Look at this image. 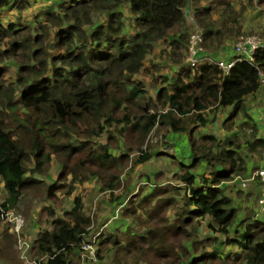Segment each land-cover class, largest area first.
Segmentation results:
<instances>
[{
  "label": "trees",
  "instance_id": "1",
  "mask_svg": "<svg viewBox=\"0 0 264 264\" xmlns=\"http://www.w3.org/2000/svg\"><path fill=\"white\" fill-rule=\"evenodd\" d=\"M193 2L195 23L186 11ZM29 6V0H0V14L15 8L20 14ZM197 26L204 31L205 52L213 57L227 36L216 26L212 9L198 6L197 0H71L27 24H5L0 15V177L6 191L0 227L3 210L17 208L24 192L40 182L29 173L45 174L54 155L61 159L62 171L59 185H49L50 195L65 187L61 182L68 171L75 176L72 184L81 181L78 170L69 166L74 154L81 156L80 168L101 178L108 175L107 187L114 193L120 183L117 165L134 149L143 151L155 129H167L168 143L188 158L179 162L177 151L178 169H172L184 184L185 207L170 219L165 216L170 200L154 201L155 195L147 193L122 216L134 219L127 224V242L115 230L104 232L98 259L108 258V264H264V220L253 216L257 209L244 206L246 202L239 194L231 195L227 185L248 171L247 153L262 158L264 139L247 120L251 139L197 136L193 128L216 122L220 109L229 110V117L241 113L250 119L246 98L264 85V38L253 59L236 56L229 72L216 61L197 68L187 63L186 70L182 59L188 58ZM160 41L183 68L173 87L157 89L154 98L138 74ZM10 65L17 69L11 82L5 78ZM73 134L84 140L74 142ZM103 138L107 142H95ZM122 146L130 153L117 155L115 150ZM152 155L144 151L132 162L145 163ZM257 181L262 185L260 177ZM172 188L181 191L178 185ZM72 191L73 186L66 194ZM255 194L259 200L260 193ZM114 200L122 204L120 196ZM248 200L255 203L251 196ZM152 201L146 215L139 212ZM56 209H46L53 229L39 232L34 259L38 264H79L80 246L93 236L88 237L93 219L80 197L62 216ZM197 218H210L208 226L217 234L196 238L187 227ZM137 224L148 228L137 233ZM13 245L8 230H0V262L14 254Z\"/></svg>",
  "mask_w": 264,
  "mask_h": 264
},
{
  "label": "rangeland",
  "instance_id": "2",
  "mask_svg": "<svg viewBox=\"0 0 264 264\" xmlns=\"http://www.w3.org/2000/svg\"><path fill=\"white\" fill-rule=\"evenodd\" d=\"M216 1V0H215ZM218 4V2L216 1ZM15 11L10 10H4L1 12V18L3 23L7 24L10 21L20 22L21 24H27L28 22L33 21L36 18V13L28 14L23 16L22 13H18L17 9H13ZM34 12V11H33ZM222 25V24H220ZM222 28L225 30L224 25H222ZM229 31V30H228ZM249 32L241 34L240 36L236 37L234 42V48L235 44L238 43L243 36H258L261 40L263 39L260 34L254 32V30ZM238 38V39H237ZM163 43V42H162ZM158 43L156 49L151 53V55L148 57L145 69L142 73L138 74V78L142 79L146 83V89L152 95L154 98L157 97L156 92L157 89L161 87L168 86L165 76L169 74V72L174 70V66L177 65V61L172 58H170V49L167 47L166 44ZM204 48V47H203ZM182 63H184V67L186 70H189L187 67L188 58L184 57L182 59ZM182 65V64H181ZM180 65V66H181ZM178 66V65H177ZM179 66V67H180ZM173 68V69H172ZM6 80H9L10 82L17 77V69L15 66L10 65L8 72H6ZM171 86V85H170ZM229 110L226 111V115L223 120H220L218 123L211 124L208 127L200 126V127H193L196 129L195 133L197 136H199L202 133H212L216 134L219 137L224 138L226 135H232L234 132H236L237 126H242V121L246 117L242 115L241 113L235 114L232 117H229ZM245 123V122H244ZM233 130V131H231ZM229 132V133H228ZM241 134L246 133L247 136H251L253 133L250 130V127L243 125L241 128ZM224 133L226 134L224 136ZM132 138V136H131ZM78 139V140H77ZM170 134L168 133L167 129H155L147 138L144 146H142V150L136 148L132 152L130 158H126L122 164L117 165V169L120 175V183L118 184L117 189L114 191V193L111 192V190L107 187L108 182V175L107 178H101L99 175L91 174L89 171L90 169H83L79 166V156L77 154H74L69 162V166H74L78 172L81 181H77L74 185L72 184L74 181V177L72 174L68 173V176L64 178L61 183L65 184V187L62 189H58L55 191L54 195H50L48 193L49 185L52 183H57L59 185V175L62 171V161L59 159L58 156L54 155L53 160L50 165L47 166V169L45 171V174H31V176H35L36 180L40 181L39 183L35 184L34 186H31L28 190L24 192V195L22 199L20 200V203L18 204L17 208H15L18 212H20L24 218H25V237L28 238L31 242L33 247L28 252L27 257L28 259H34V251L33 248L35 246V241L31 240L29 235L31 233V227L32 226H38L41 225L40 230L47 229L51 225V217L50 214L46 211V209L49 208H57L61 211L63 210V213L66 210H69L72 208V204L75 198L80 197L83 200L84 203V211L86 214L90 215L93 219L92 224V231L88 237H91L93 234H95L97 231L101 230L103 224L106 222H109V226L105 227L104 231H116L118 236L122 238L123 242H127V236H125V231L127 229V223L133 222V216L130 215L129 217H122L125 214H128L130 212L129 210L135 206H137L138 202L141 198H143L147 193H151L154 196V201H158L160 199L162 200H170V205L168 209L165 211L167 216L170 219H174L176 217V213L183 209L185 207V202L183 197L186 194V190H183L184 184H182L180 181L176 180L174 175L175 173L172 172V169L175 171V169H178V163L175 159V154H177L179 158V162L183 160H188V158H182L181 157V150H177L176 146L173 144H170ZM72 140L74 142L78 143L84 140V138L78 137L73 134ZM103 141L107 142V138L103 139H96V141ZM77 143V144H78ZM186 144V142H184ZM203 143V142H202ZM117 155L124 152V153H130L127 149V147L122 146L121 148H118L115 150ZM144 151H149L152 153V158L149 159L145 163L141 164H133L132 159L136 158L138 155H140ZM189 154V151L186 152V156ZM185 155V154H184ZM81 158V156H80ZM183 159V160H182ZM257 159V157L255 158ZM252 161V156L247 158V162ZM30 168L34 167L33 161L29 163ZM255 167V165H253ZM256 169V168H255ZM254 169V170H255ZM257 171V170H256ZM179 172H181L179 170ZM78 174V173H77ZM47 175V177L43 180V178ZM247 176L246 173L241 175L240 177ZM239 176H235L232 181L228 182L227 185H229L230 194L234 197L238 194L240 195L241 200H243L244 206L252 208L253 204L248 203L250 202L249 196L252 197V199L255 198V209L258 210V200L255 193L259 192L257 186L260 184H251L248 189H243L240 187L239 181L236 179ZM42 179V181H41ZM178 185L181 188V191L174 190L172 186ZM73 186L74 191H72V194L67 195V191L69 187ZM154 186L155 190H154ZM262 187V186H260ZM0 200L2 198V191H0ZM114 194V195H112ZM120 196L122 198V204L118 201L114 200V197ZM248 200V201H247ZM46 201V202H45ZM154 202L152 201L151 204L147 205L146 208L139 209V212L143 214V212H149L151 210V206H153ZM47 205V207H46ZM45 206V207H44ZM44 207V208H43ZM253 207V208H254ZM56 209V210H57ZM99 210L103 211L102 215H99ZM255 211V210H254ZM164 212V213H165ZM57 213V212H56ZM93 214V215H92ZM143 214V215H146ZM246 214L245 211L242 212V216ZM164 215V214H163ZM255 216V213L253 214ZM98 217V218H97ZM210 218L206 219H195L194 224L187 227V229L192 232L196 238L198 239H204L209 235H216L212 229L209 228ZM46 223V225H45ZM157 226V221L153 222V227ZM2 229L1 231H4L5 229L8 230V232L13 236V251L14 254L0 262V264H25V261H23L21 258V250H19V247L17 245L16 236L11 232L9 225L4 222L1 225ZM99 228V229H98ZM147 226L141 227L139 224H137L133 230L137 233H144L147 230ZM198 228V229H197ZM42 229V230H43ZM98 229V230H97ZM96 230V231H95ZM101 230V231H103ZM29 233V235H28ZM98 248V247H97ZM213 247H207L209 251L212 250ZM230 249L231 252H235L236 250L232 248V246L228 247L226 246V250ZM228 249V250H229ZM81 255V251L79 250V256ZM137 260V258H136ZM109 259H103L99 260L98 262L94 264H108ZM76 263L81 264L82 262L76 259ZM154 264H160L158 262H154ZM220 264V263H218Z\"/></svg>",
  "mask_w": 264,
  "mask_h": 264
},
{
  "label": "crops",
  "instance_id": "3",
  "mask_svg": "<svg viewBox=\"0 0 264 264\" xmlns=\"http://www.w3.org/2000/svg\"><path fill=\"white\" fill-rule=\"evenodd\" d=\"M70 1L71 0H29L30 6L28 9H26L23 12L22 15L25 16V15L33 14V13L43 14L44 12L48 10L57 9L60 6L67 5ZM216 1L218 2V4L216 3ZM216 1L215 0H197V5L212 9L213 19L216 22V26L218 27L219 30H222V32H224L225 35L227 36L226 41L223 43L220 49H218V52L213 56V58L218 61L230 62L233 59H235V57L237 56L235 48H234V42H235L236 37L240 36L241 34L249 32L248 30L250 31L254 30V32L260 34V36L264 38V0H216ZM195 7L196 5H194V2H193V4L189 5L186 8V11H191L192 9L194 10ZM10 11H15V10L10 9ZM125 12L128 18L132 17V14L129 11V8H125ZM220 24L224 25L225 30L222 28V25ZM130 32L134 33L135 31L131 29ZM159 43H162V41H160ZM173 68L174 70L169 72V74L166 75L169 77L168 81L165 80L166 81L165 83H167L168 86L171 85V87H173V85L175 84V79L178 76V74L181 73L180 70H182L183 67H179V65L178 66L176 65ZM246 103L248 105V115L250 117V119L247 118L246 120L249 121L251 124H253V127H255L254 129H256V131H254V133L256 134V136L258 138L264 139V85H262L257 92L248 96L246 98ZM225 112H226L225 110L220 109L216 113L217 114L216 118L218 120V123L220 120L224 119L226 115ZM244 121L245 119L242 121L243 125H244ZM215 123H217V121L212 124H215ZM243 125L237 126L236 132H234L231 136L226 135L224 133V136L225 135L226 136L222 139L233 140L234 138H237V137L238 138L246 137V139H251L250 135L247 136L246 133H243V132L241 134L240 131ZM184 142L187 143V139H184ZM250 156H252V161L247 162L248 171L246 172V175L252 174L256 170H258L260 167H262L263 165L264 154L262 158L256 155L255 153L246 154L247 158ZM256 157L257 159H255ZM253 165H255V167H253ZM32 177L36 178L35 176H32ZM46 177L47 175L43 178V180ZM253 184L256 185L259 183L257 181V182H253L252 185ZM260 186L261 184L257 186L258 191H260L261 189ZM0 191H2V198L0 200V203H2L5 200L6 191H5L4 183L1 177H0ZM248 203H252L253 207L255 205L254 201H250ZM56 212L61 216L63 215V210L61 211L60 209H57ZM99 213L100 214H98V216L102 215L103 211L99 210ZM126 224L128 223L126 222ZM108 226H109V222H106L105 224L102 225L100 229L105 230V227H108ZM40 228H41V225L31 227V230H30L31 232H29L31 234L29 235L28 233L31 240H34L36 242L39 232L43 229L42 228L40 230ZM1 229L2 227H0V230ZM47 229L52 230L53 226L50 225ZM101 230L97 231L93 235L94 236L99 235V238L101 239L103 233L107 231V230L106 231L104 230L101 231ZM98 261L99 259L97 256V259L94 263Z\"/></svg>",
  "mask_w": 264,
  "mask_h": 264
},
{
  "label": "built area",
  "instance_id": "4",
  "mask_svg": "<svg viewBox=\"0 0 264 264\" xmlns=\"http://www.w3.org/2000/svg\"><path fill=\"white\" fill-rule=\"evenodd\" d=\"M189 20L196 22L193 10L187 11ZM197 25V24H196ZM197 30L193 33L191 37V44L188 53V63L190 68H197L200 64L206 62H215L220 67H222L226 72H229L233 66L235 60L230 62L215 60L211 55L207 54L203 48L204 42V31L197 26ZM262 45V41L258 36H243L241 40L235 44V51L238 59L244 58L246 56L249 59H253V54L255 50ZM260 177L262 180V187L260 189V197L258 200V210L255 217L264 220V161L262 167L257 171L245 177H237L240 187L243 189H248L249 186ZM6 222L11 232L16 236L17 245L19 250H21V259L25 261V264H38V261L34 259H28L27 254L33 247L32 242L25 237V218L16 209H6L2 213V223ZM100 239L98 235L92 237L90 241L84 240L80 246L81 251V264H93L97 259V250Z\"/></svg>",
  "mask_w": 264,
  "mask_h": 264
},
{
  "label": "clouds",
  "instance_id": "5",
  "mask_svg": "<svg viewBox=\"0 0 264 264\" xmlns=\"http://www.w3.org/2000/svg\"><path fill=\"white\" fill-rule=\"evenodd\" d=\"M93 236H94V235H93ZM93 236H92V237H93ZM98 238H99V235H98ZM91 239H92V238H91ZM99 239H100V238H99Z\"/></svg>",
  "mask_w": 264,
  "mask_h": 264
}]
</instances>
